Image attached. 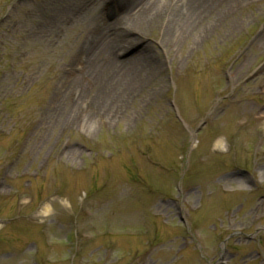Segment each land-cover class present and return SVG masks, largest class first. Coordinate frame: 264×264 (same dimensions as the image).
<instances>
[{
    "label": "rangeland",
    "instance_id": "obj_1",
    "mask_svg": "<svg viewBox=\"0 0 264 264\" xmlns=\"http://www.w3.org/2000/svg\"><path fill=\"white\" fill-rule=\"evenodd\" d=\"M95 6L0 0V264H264V0L148 32L160 72L83 125Z\"/></svg>",
    "mask_w": 264,
    "mask_h": 264
},
{
    "label": "bare ground",
    "instance_id": "obj_2",
    "mask_svg": "<svg viewBox=\"0 0 264 264\" xmlns=\"http://www.w3.org/2000/svg\"><path fill=\"white\" fill-rule=\"evenodd\" d=\"M83 1L96 5L92 15L95 22L82 48L86 59L80 71L72 74L71 81L76 82L79 92L71 109L77 113L79 124L91 125L114 118L140 81L152 79L160 72V64L149 53L148 32L159 28L158 46L171 52L188 37L197 40L203 36L209 28L205 26L208 18L214 23L221 21L250 0H109L101 4L96 0ZM106 5H114L116 13L109 15L101 9ZM135 44L139 45L137 54L116 59L118 51ZM90 90L93 92L88 93Z\"/></svg>",
    "mask_w": 264,
    "mask_h": 264
}]
</instances>
